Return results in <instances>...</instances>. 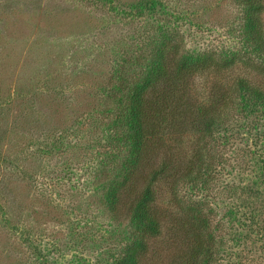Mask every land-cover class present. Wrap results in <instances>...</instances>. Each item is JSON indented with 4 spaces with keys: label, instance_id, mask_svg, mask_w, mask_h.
<instances>
[{
    "label": "rangeland",
    "instance_id": "1",
    "mask_svg": "<svg viewBox=\"0 0 264 264\" xmlns=\"http://www.w3.org/2000/svg\"><path fill=\"white\" fill-rule=\"evenodd\" d=\"M242 22L237 0H0V264H115L136 232L127 202L117 218L105 203L117 180L107 151L124 130L112 93L148 70L167 34L192 54H236L194 75L199 94L238 77L264 89ZM181 130L165 131L159 155L178 165L198 143ZM214 136L206 182L155 181L161 229L141 264L193 261L175 219L197 209L215 242L202 264H264V109L233 112Z\"/></svg>",
    "mask_w": 264,
    "mask_h": 264
},
{
    "label": "trees",
    "instance_id": "2",
    "mask_svg": "<svg viewBox=\"0 0 264 264\" xmlns=\"http://www.w3.org/2000/svg\"><path fill=\"white\" fill-rule=\"evenodd\" d=\"M237 2L243 10L245 44L264 59V0ZM236 59L235 53L219 58L212 54H192L167 34L157 41L148 70L139 78H133L129 86H116L111 96L122 114L114 125L124 127V130L112 138L114 146L107 151V164L117 170V180L104 196L115 218L119 207L125 202L129 204L128 221L136 234L115 264H141L149 239L160 233L161 216L155 208L153 190L155 181L163 177L173 184L206 182L211 173L207 140L228 125L233 112L264 109V89L252 85L244 77L235 78L224 88L213 84L208 94H199L190 86L194 75L226 67ZM182 127L195 133L198 143L192 156L178 165L181 157H173L171 150L169 156L162 159L167 152L164 135L169 131L181 140ZM139 185L142 189L136 193L135 188ZM176 204L182 208L180 200ZM200 211L197 209L190 219L186 218V212L175 219L177 229L186 237V244L190 238L194 245L191 248L193 261L187 258L184 264L207 262V257L214 251L210 223ZM201 257L204 259L199 261Z\"/></svg>",
    "mask_w": 264,
    "mask_h": 264
}]
</instances>
